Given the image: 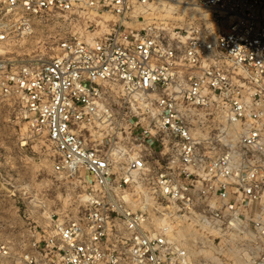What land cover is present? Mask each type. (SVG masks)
<instances>
[{"label":"built area","instance_id":"2783aa9c","mask_svg":"<svg viewBox=\"0 0 264 264\" xmlns=\"http://www.w3.org/2000/svg\"><path fill=\"white\" fill-rule=\"evenodd\" d=\"M180 8L212 27H135ZM61 19L89 23L85 37L40 63L0 58V99L45 142L53 174L81 184L84 209L32 231L18 264H194L181 226L264 264V0H0V49ZM203 118L214 138L235 131L237 149L202 157ZM11 256L0 241V263Z\"/></svg>","mask_w":264,"mask_h":264},{"label":"rangeland","instance_id":"374dc122","mask_svg":"<svg viewBox=\"0 0 264 264\" xmlns=\"http://www.w3.org/2000/svg\"><path fill=\"white\" fill-rule=\"evenodd\" d=\"M180 11L183 14L174 16L176 19L163 14L159 19H142L135 27L150 25L152 21L161 23L162 27L182 30L191 26L212 27L208 13L193 9ZM94 17L90 16V20ZM102 18L106 22L112 19L109 15ZM57 22L55 25L41 23L29 38L2 47L0 58L10 66L8 70L53 58L60 39L72 34L85 37L84 28L89 24L82 21L68 24L62 19ZM93 32L95 30L90 34ZM87 36V40L93 37ZM17 117V105L0 99V241L7 244L12 253V259L2 264H18L16 258L31 243L30 233L34 230L49 232L50 218L71 220L79 217L84 209L81 184L53 174L52 156L45 142L32 141L26 125ZM218 125L212 118L194 121L195 133L210 143L199 151L205 159L225 154L231 145L237 149L235 131L229 132L228 139L213 137ZM176 233L179 238L188 240L186 247L194 264H247L239 255L240 247L218 251L216 245L211 246L205 242L207 239L186 226L179 227Z\"/></svg>","mask_w":264,"mask_h":264},{"label":"bare ground","instance_id":"6f19581e","mask_svg":"<svg viewBox=\"0 0 264 264\" xmlns=\"http://www.w3.org/2000/svg\"><path fill=\"white\" fill-rule=\"evenodd\" d=\"M179 10H189V9H184V8H180ZM193 10H198V9H193ZM182 28V27H181ZM244 256V255H243ZM243 256H241V258H244Z\"/></svg>","mask_w":264,"mask_h":264}]
</instances>
